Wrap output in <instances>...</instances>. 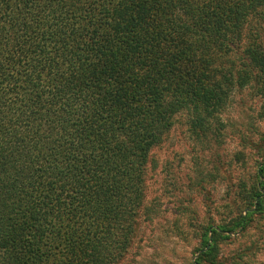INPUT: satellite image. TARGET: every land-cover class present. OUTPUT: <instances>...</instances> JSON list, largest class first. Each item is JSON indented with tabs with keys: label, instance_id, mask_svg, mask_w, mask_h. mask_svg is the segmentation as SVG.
I'll use <instances>...</instances> for the list:
<instances>
[{
	"label": "trees",
	"instance_id": "obj_1",
	"mask_svg": "<svg viewBox=\"0 0 264 264\" xmlns=\"http://www.w3.org/2000/svg\"><path fill=\"white\" fill-rule=\"evenodd\" d=\"M249 86L264 105V0H0V264H120L176 118L217 142ZM250 182L192 264L264 217V162Z\"/></svg>",
	"mask_w": 264,
	"mask_h": 264
},
{
	"label": "rangeland",
	"instance_id": "obj_2",
	"mask_svg": "<svg viewBox=\"0 0 264 264\" xmlns=\"http://www.w3.org/2000/svg\"><path fill=\"white\" fill-rule=\"evenodd\" d=\"M223 117L225 136L209 143L194 140L185 115L176 118L154 151L147 215L120 264H192L201 247L200 229L227 227L244 213L247 197L240 186L246 182V190L256 162H264L263 101L249 86L233 96ZM247 135L260 147H244L241 139ZM217 264H264V217L221 242Z\"/></svg>",
	"mask_w": 264,
	"mask_h": 264
}]
</instances>
